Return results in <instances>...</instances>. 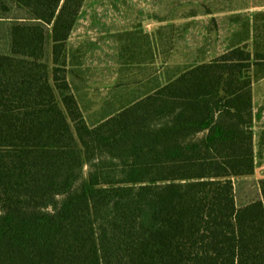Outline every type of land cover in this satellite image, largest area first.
I'll use <instances>...</instances> for the list:
<instances>
[{"label": "trees", "instance_id": "1", "mask_svg": "<svg viewBox=\"0 0 264 264\" xmlns=\"http://www.w3.org/2000/svg\"><path fill=\"white\" fill-rule=\"evenodd\" d=\"M7 1L25 16L0 53V264H264V180L236 192L264 55L239 46L94 120L67 63L86 0Z\"/></svg>", "mask_w": 264, "mask_h": 264}, {"label": "crops", "instance_id": "2", "mask_svg": "<svg viewBox=\"0 0 264 264\" xmlns=\"http://www.w3.org/2000/svg\"><path fill=\"white\" fill-rule=\"evenodd\" d=\"M245 44L264 55V0H86L67 43L69 78L86 104L104 93L115 112ZM252 77L256 172L236 181L240 206L262 199L264 180V66Z\"/></svg>", "mask_w": 264, "mask_h": 264}, {"label": "rangeland", "instance_id": "3", "mask_svg": "<svg viewBox=\"0 0 264 264\" xmlns=\"http://www.w3.org/2000/svg\"><path fill=\"white\" fill-rule=\"evenodd\" d=\"M6 5L7 11H4L2 5ZM25 13L18 8H16L13 4H11L7 0H0V53H8L9 52V38H8V29L13 24L14 19L17 17H23ZM98 94V93H97ZM95 98L98 100V104L93 106V110L90 111L92 115V119L100 120L102 117L107 116L112 113V111L108 110L107 106H105V102L108 100V97L102 93L98 94Z\"/></svg>", "mask_w": 264, "mask_h": 264}]
</instances>
